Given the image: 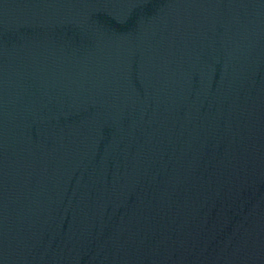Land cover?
Wrapping results in <instances>:
<instances>
[{
	"label": "water",
	"instance_id": "water-1",
	"mask_svg": "<svg viewBox=\"0 0 264 264\" xmlns=\"http://www.w3.org/2000/svg\"><path fill=\"white\" fill-rule=\"evenodd\" d=\"M0 264H264V0H0Z\"/></svg>",
	"mask_w": 264,
	"mask_h": 264
}]
</instances>
